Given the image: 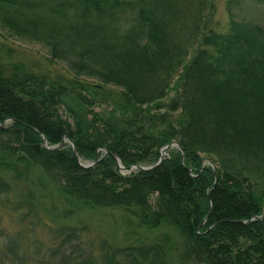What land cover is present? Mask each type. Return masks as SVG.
<instances>
[{
	"label": "trees",
	"instance_id": "1",
	"mask_svg": "<svg viewBox=\"0 0 264 264\" xmlns=\"http://www.w3.org/2000/svg\"><path fill=\"white\" fill-rule=\"evenodd\" d=\"M210 1L0 0L1 26L67 70L49 75L0 54V198L13 203L21 187L38 217L48 180L73 205L121 208L130 225L180 236L83 255L78 230L57 224L59 244L77 253L66 262L264 264V214L243 222L264 207V24L242 12L264 0H227L221 30ZM42 135L48 146L67 136L80 161L96 151L98 160L83 167L68 140L48 149ZM172 141L181 149L158 165L132 168L154 165Z\"/></svg>",
	"mask_w": 264,
	"mask_h": 264
},
{
	"label": "rangeland",
	"instance_id": "2",
	"mask_svg": "<svg viewBox=\"0 0 264 264\" xmlns=\"http://www.w3.org/2000/svg\"><path fill=\"white\" fill-rule=\"evenodd\" d=\"M226 1H210L215 9L213 27L216 30L224 29L228 21ZM242 12L246 18L264 24V4L249 3ZM0 54L5 62H23L28 68L49 75H65L67 71L64 63L49 58L47 48L40 42L12 35L1 23ZM173 93L170 90L162 101H168ZM103 105L94 109L99 111ZM82 163L90 162L85 160ZM43 183V192L40 190V197L35 199L34 204L40 211L38 217L30 215L21 187H15L13 203H6L0 198V264H72L66 262L65 256L77 253H72L69 245L59 244L60 237L52 229L57 224H68L78 230V243L81 245L79 252L83 255L91 253L98 256L108 244L115 248L155 241L163 233L169 234L174 243L180 238L177 230L167 224L157 228H146L135 223L130 225L129 221L134 222V219L121 208L73 205L59 194L51 182L45 180ZM18 200L24 204L15 209ZM171 261L181 264L174 255Z\"/></svg>",
	"mask_w": 264,
	"mask_h": 264
},
{
	"label": "water",
	"instance_id": "3",
	"mask_svg": "<svg viewBox=\"0 0 264 264\" xmlns=\"http://www.w3.org/2000/svg\"><path fill=\"white\" fill-rule=\"evenodd\" d=\"M5 124H6V121L3 122V123H0V126H1V127H5ZM42 140H43V143H42L43 146L46 147V148H48V149H58V148H60L61 146H63L64 143L68 140V141L71 143L72 151H73L74 157L78 160L79 164H80L81 166H83V167H88V166L94 165V164L96 163V161L98 160V151H96L94 161H93V162H90V163H88V164H83L82 161H80V158H79L78 155H77L76 148L74 147V145L72 144V142L69 140V138H68L67 136H63L62 139H61V141H60L58 144H55V145H53V146H48V145L46 144V138H45L44 135H42ZM172 147H177V148L181 149V147H180V145H179V143H178L177 141H172V142H170L169 144H166V145H164V146H162V147L160 148V150H159V157H158V160H157V162H156L154 165H149V166L133 165L132 167L139 168V169H144V170H146V169H150V168L154 167L155 165H158V164L163 160L164 155H165V154L168 152V150H169L170 148H172ZM102 150H103L104 152L110 153V151L107 150V149H105V148H102ZM111 154H112V156L114 157L115 162L117 163V165L119 166V168H121L122 170H126V168H124V166L120 163L119 158L116 157L115 154H113V153H111ZM213 172H214V171H213ZM263 214H264V207H263V209H262V213H261V215H256V216H254L253 218H251V219H249V220H247V221H243V222H244V223H248V222L251 221L252 219H259V218H261V217L263 216Z\"/></svg>",
	"mask_w": 264,
	"mask_h": 264
}]
</instances>
